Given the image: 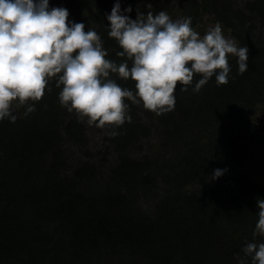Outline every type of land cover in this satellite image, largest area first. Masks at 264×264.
<instances>
[{"label":"trees","instance_id":"1","mask_svg":"<svg viewBox=\"0 0 264 264\" xmlns=\"http://www.w3.org/2000/svg\"><path fill=\"white\" fill-rule=\"evenodd\" d=\"M160 0H120L121 9L131 6L128 15L157 14ZM196 22L195 11L211 3L225 10L232 22L253 34L254 18L264 19V0L233 7L231 0H176ZM116 0H49L50 7H65L69 20L94 29L107 50V59L118 64L125 58L114 38L108 36V21ZM151 8H147V4ZM251 67L244 74L239 98L217 104L201 95L194 96L176 88L173 111L157 116L163 128H174L176 121L196 118L215 121L227 133L219 155L223 165L242 166L240 143L257 138L255 125L245 117L264 100V39L257 38ZM131 64V61H129ZM122 87L134 90L132 80L112 74ZM35 110L27 106L12 110L14 122L0 121V264H132L140 258L144 264H237L249 242L262 243L253 236L258 219L257 199H264V186L237 168L215 186L185 193L207 169L204 154L189 153L178 171L167 181L176 188L157 202L154 212L137 208L133 191L148 188L155 176L145 163L130 159L126 152L148 129L135 118L137 104L129 103L131 122L115 129L107 141L118 154L113 171L114 186L95 195L80 192L62 178L66 170L65 143L82 145L84 126L75 115L59 104L60 88L50 81ZM31 103V102H30ZM151 111L146 110L149 116ZM172 128V129H173ZM175 131V130H174ZM173 131V132H174ZM229 142V143H228ZM213 159V158H212ZM95 169L88 164L77 168L73 181L90 180ZM70 181V180H69ZM248 264L251 259L248 258Z\"/></svg>","mask_w":264,"mask_h":264},{"label":"clouds","instance_id":"2","mask_svg":"<svg viewBox=\"0 0 264 264\" xmlns=\"http://www.w3.org/2000/svg\"><path fill=\"white\" fill-rule=\"evenodd\" d=\"M131 12V6L122 10L116 0L106 15L108 36L122 49L117 56L125 58L118 64L106 58L94 29L69 20L67 8L50 7L49 0H0V121L16 120L14 104L27 106L25 114L34 111L55 79L62 107L90 127L110 129L114 137L119 134L115 129L131 122L126 101L159 116L174 110L178 83L186 92L199 74L194 92L212 77L217 86L227 84L230 57L237 58L238 74L248 71L247 46L225 36L219 22L201 35L190 16L173 20L161 10L132 19ZM112 74L132 80L134 90L122 87ZM224 171L213 170L211 179ZM256 207L253 236L264 237V199H257ZM242 252L237 264H248V258L264 264V242H249Z\"/></svg>","mask_w":264,"mask_h":264},{"label":"rangeland","instance_id":"3","mask_svg":"<svg viewBox=\"0 0 264 264\" xmlns=\"http://www.w3.org/2000/svg\"><path fill=\"white\" fill-rule=\"evenodd\" d=\"M248 1L252 0H231L233 7L237 9H243ZM161 10L166 11L173 20L188 17L176 0H160L157 5V12ZM195 14L198 16V21L196 22L190 16L192 18V26L201 35L219 22L225 36L234 38L238 46H247L249 50V70L257 46V38L264 39V19L254 18V32L248 35L245 28H239L232 22L225 10H220L211 3L195 11ZM229 64L231 72L227 84L217 86L215 77H212L198 92H194L192 88L201 78L197 74L193 78L192 85L188 87V91L183 92H191L194 96L201 95L207 101L217 104L236 101L240 96L243 76L247 71L243 74H238L236 57H230ZM178 87L180 89L179 83ZM17 108L19 107L14 104L12 110ZM145 111L142 105H137L135 118L146 126L148 135L141 137L126 152L130 159L145 163L149 172L156 177L155 183L148 188L141 187L140 190L130 193L135 205L142 212L152 214L155 205L164 194L177 191L167 179L172 178V174L178 171L177 164L189 153L201 152L204 154L208 167L206 172L199 176L194 183L182 189L185 193L213 187L218 181L227 177L235 168L249 176L259 185L264 186V100L262 103H257L250 114L245 115L255 125L257 138L254 141L244 140L240 143L241 151L243 152L242 166H234V168L231 165L222 164L219 153L223 145L221 142L225 140L227 133L224 129H219L215 121H202L201 124L200 120L193 117H188L187 120L179 118L174 128L172 127L173 129L170 127L163 128L157 122L155 113L151 112L147 116ZM69 115L75 114L69 112ZM78 119L84 126V143L82 145L64 144L62 150L66 162V170L61 177L66 178L68 180L67 183H72L80 192L95 195L114 186L112 177L113 171L119 162L118 154L107 141L106 129L90 127L84 120ZM227 141L225 140V143ZM84 164L91 165L95 169V173L90 180L77 183V181H73V173ZM215 169L225 171L221 177L212 180L211 175ZM131 263L144 264L139 257L131 259Z\"/></svg>","mask_w":264,"mask_h":264}]
</instances>
